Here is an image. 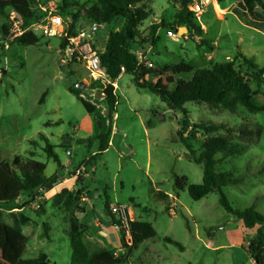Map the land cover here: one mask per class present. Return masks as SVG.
<instances>
[{"label":"rangeland","instance_id":"374dc122","mask_svg":"<svg viewBox=\"0 0 264 264\" xmlns=\"http://www.w3.org/2000/svg\"><path fill=\"white\" fill-rule=\"evenodd\" d=\"M48 1L71 16L80 7L96 3V0H68L65 7L61 1ZM239 1L218 0L217 5L205 8L198 19L194 17L201 35H190L179 29L181 36L177 32V36L170 38L166 35L170 30L167 25L175 24L179 4L175 0H150L151 14L139 26V31L147 36L149 24L160 21L166 28L156 32V43L141 46L131 42L129 50L136 53L140 47L148 52L147 61L158 66L183 62L199 69L228 61L246 76L243 58L260 68L264 66V33L257 20L237 7ZM39 2L43 4L46 0ZM37 4L36 0H0L3 9L0 13V160L20 155L23 159L44 163L46 177L58 169L60 174L54 184L23 192L12 205L0 206V227L5 228L8 241L17 247L12 255L3 249L0 264H16L19 259L33 258L41 252L55 264H70L68 232L73 217L82 229L86 248H99L87 233L100 229V223L87 216L86 206L89 203L90 210L92 204L107 215L103 209L106 198L110 209L118 204L132 213L156 214V220L160 221L156 225L158 235L169 236L180 245L157 239L147 241L136 255L156 259L152 264H254L246 246L258 226L245 229L240 220L223 209L217 192L194 201L186 189L174 188L175 176L186 177L188 184H200L202 178V166L186 158L187 151L176 133L181 129L183 136L195 135L197 141H190L195 155L206 137L194 127L198 123L223 127L208 136L243 141L245 150L241 155L225 159L215 168L217 172L243 177L240 183L222 189L233 208L254 206L264 214V173L258 172L264 166V111L251 114L239 106L234 115L219 106L186 102L184 115L179 110L168 109L147 89L138 88L132 74L122 73L117 80L118 89L113 87L117 104L109 113L103 101L105 87L93 82L82 64H62L60 38L42 36L31 27L38 13ZM255 9L260 12L258 6ZM13 12L20 15L27 29L20 36L10 32ZM121 26L120 21H114L96 32L88 31L92 49L97 54L102 52L108 33L118 31ZM83 27L86 22L78 20L76 32ZM19 37L31 44L19 42ZM180 77L190 79L191 74ZM79 82L85 84L83 89L76 88ZM250 86L256 89L253 83ZM81 100L92 104L95 111L87 113ZM253 102L264 105V93H257ZM184 118L188 126L182 128ZM240 127L250 130L251 135H240L237 132ZM113 128L116 131L110 145L99 153L101 137L105 136L107 142ZM227 128L235 130L226 131ZM39 135L48 139L57 161L48 158L45 142ZM30 140L37 141L36 146H31ZM77 169H81L79 175H75ZM155 188L173 193L179 203L174 202L178 205L173 208L175 216L166 213L165 202L154 196ZM63 190L79 193L68 211L67 193ZM95 192L100 196L95 198ZM148 247L154 250L151 256L143 252Z\"/></svg>","mask_w":264,"mask_h":264},{"label":"trees","instance_id":"16d2710c","mask_svg":"<svg viewBox=\"0 0 264 264\" xmlns=\"http://www.w3.org/2000/svg\"><path fill=\"white\" fill-rule=\"evenodd\" d=\"M65 7L68 0H60ZM180 6L179 15L175 24L167 25L175 33L180 27H184L188 34L201 35L199 27L194 22L193 14L188 10V5L193 0H175ZM150 0H96V3L89 7H80L72 16L69 27V36H74L78 20H84L86 26H104L114 21L122 23L118 31H110L107 35L104 50L98 53L100 65L105 74L113 82L122 73L132 74L134 82L138 88L147 89L152 94L158 96L168 109L179 110L184 115L186 102H203L206 104L219 106L237 114L238 107L243 106L249 113L254 114L264 111V105L259 106L253 102V97L262 92L261 74L263 67H258L250 59L243 58L246 76L237 71L231 62L225 61L215 63L209 68L194 69L191 65L180 62L175 65H152L143 67L138 65L136 57L130 52V43L143 46L148 42L156 43V32L160 28H166L160 21L149 25L147 36H143L139 31V26L145 21L151 11L149 9ZM256 6L260 12L256 11ZM237 7L246 15L257 20L264 33V0H240ZM0 13L3 9L0 8ZM19 42L26 43L21 37ZM67 40L61 39L60 47L63 48ZM31 44V43H26ZM121 68L124 70L122 71ZM191 74L190 79H182L180 76ZM253 83L256 89L250 86ZM72 92V90H71ZM263 93V92H262ZM104 103L108 106L109 113H112L117 104V95L113 93L112 85H107L103 90ZM44 93L40 99L42 102ZM81 104L87 113H93L95 107L88 101L81 100ZM182 128L188 126V120L184 118ZM194 127L205 134L201 143L198 155H195L190 141H197L194 134L191 138L183 136L182 130H177V137L183 144L186 158L202 166V180L200 184H188L185 177L174 179L176 190L186 189L190 198L194 201L200 200L210 193H219V203L223 209L235 219L242 221L245 229L258 226L256 232L248 240L246 252L254 261V264H264V214L258 212L254 206L244 209L233 208L222 189L228 185H235L243 180V177H234L228 172H217L216 165L225 159L241 155L245 150V145L241 140L231 141L223 136H208L223 127L216 124L198 123ZM243 128V129H242ZM234 128H227L226 131H234ZM240 135L250 136L251 131L240 127L237 131ZM260 132L258 136H260ZM41 141L45 142L44 151L48 158H57L52 152L48 139L39 135ZM31 146H36L37 141L30 140ZM106 149V137L100 139L99 153ZM33 153H31V156ZM98 154V153H97ZM95 154V155H97ZM216 155H220L216 158ZM45 164L31 158L23 159L20 155H14L10 160H0V206L12 205L23 192H32L40 188L54 184L60 174L58 169L49 177L44 175ZM259 173H264V166L260 167ZM67 193L66 190H63ZM79 193H67L65 207L67 211L72 203L77 200ZM160 198L164 195H159ZM105 213L110 217L112 224L120 232V245L123 253L115 255L105 248L87 249L82 239V229L76 219H70L68 237L71 247L70 264H125L129 263V255L132 250L138 248L144 241L155 239V231L146 222L129 221V232L131 244L124 241L125 229L119 218L110 213V203L106 198L104 207ZM164 242L180 245L164 238ZM6 249L8 255L16 252L17 247L7 239L4 227H0V253ZM16 264H55L48 260V256L41 252L36 257L19 259Z\"/></svg>","mask_w":264,"mask_h":264},{"label":"built area","instance_id":"2783aa9c","mask_svg":"<svg viewBox=\"0 0 264 264\" xmlns=\"http://www.w3.org/2000/svg\"><path fill=\"white\" fill-rule=\"evenodd\" d=\"M37 4V16L33 19L31 27L40 31L42 36L45 37H58L60 39H66V45L59 50L61 55V62L64 65H72L80 63L84 69L88 72L93 82H100L104 87L106 84L112 85L116 89V85L108 78L103 68L100 65L99 57L96 51L92 49L91 38L85 27L82 28L76 35L69 36V27L72 22V16L68 12L59 11L54 2L46 0L41 4L39 1ZM60 1V0H56ZM218 0H193L188 5V10L193 16L198 19L204 12L205 8L210 5H217ZM12 30L14 36L22 35L27 29L24 28L23 21L20 19V15L13 12L11 15ZM166 35L170 38L177 36L172 30H168ZM150 50V46L148 48ZM147 51H144L140 47H137L136 53H132L136 59L138 65L144 62L143 67H151V63L147 61ZM123 71L124 69L121 68ZM261 91L264 93V71L261 74ZM98 95V94H97ZM66 155H70L69 151H66ZM81 169H77L75 175H79ZM82 200H86V197H82ZM110 213L119 218L122 226L125 229L124 241L126 244H131V237L129 232V221H132V214L124 205H114L110 209Z\"/></svg>","mask_w":264,"mask_h":264},{"label":"crops","instance_id":"0c3cea01","mask_svg":"<svg viewBox=\"0 0 264 264\" xmlns=\"http://www.w3.org/2000/svg\"><path fill=\"white\" fill-rule=\"evenodd\" d=\"M149 25H151V24H149ZM118 78L113 81V83L116 86H117ZM117 89H118V87L116 88V90ZM115 131L116 130L114 128L111 129V135H110V137L108 138V140L106 142V147H108L110 145L111 136L114 134ZM64 166H66V165H64ZM80 168L81 169L84 168V164H82L80 166ZM175 178H176V176H175ZM201 180H202V178H201ZM159 195H164V197L160 198ZM99 196H100V194H99ZM154 196L156 198H158V199H162L163 202H165L166 205L164 207V210L166 211V213L168 215H170V216H175L176 215V213L173 210V208H178V205L174 204V202H177V204H179V203H178V200L173 195V193H171L170 191H161L158 188H155L154 189ZM167 203H171V204L167 205ZM88 205H89V203L86 206V214H87V216L93 217L96 221H98L100 223V229H98V230L94 229V231L92 230L91 233H89V234L87 233V236H89L90 238H93L95 240V242L98 243L99 248H105V249H107L108 251H110L111 253H113L115 255L122 254L123 253V249L121 248V245H120V232H119V229L115 225L112 224V221L110 220L109 216L104 215V213H102L99 210H96L92 204H91L92 208L89 210L88 209ZM133 205L135 207H137V204H133ZM131 214H132V219L131 220L139 221V222H146L152 227V229L155 231V239L160 240L162 242H164L163 241L164 238H169V239L173 240L169 236H159L158 235L156 227L159 225L160 221L158 222L156 220V218H157L156 214L150 215L146 211L134 212V213L131 212ZM183 217H186V215H184ZM162 222H164V221H162ZM240 222H241L240 224H242V221H240ZM146 242L147 241H144L138 248L132 250V252L129 255V263H127V264H152V263H154V260H156V259H151V257L141 258L140 255H136V252ZM164 243H166V242H164ZM143 252L146 253V254H149L150 256L152 254H154L153 253L154 250L152 249V247L145 248L143 250ZM253 263H254V261H253Z\"/></svg>","mask_w":264,"mask_h":264},{"label":"water","instance_id":"95a60500","mask_svg":"<svg viewBox=\"0 0 264 264\" xmlns=\"http://www.w3.org/2000/svg\"><path fill=\"white\" fill-rule=\"evenodd\" d=\"M101 28H102V26H100V25H99V26H93V27H91L90 25H87V26L85 27V29H86L87 31L92 30V31H94V32L100 30ZM179 29L187 31L184 27H180ZM178 36H179V37L181 36V33H180L179 30H178ZM84 87H85V84L82 83V82H79V83L76 84V88H78V89H83ZM260 90H261V89H260ZM107 113H108V111L106 110V111H105V114H107ZM97 126H98L99 128L101 127L99 121H97ZM98 196H99V193H98V192H95V193H94V197L97 198Z\"/></svg>","mask_w":264,"mask_h":264}]
</instances>
